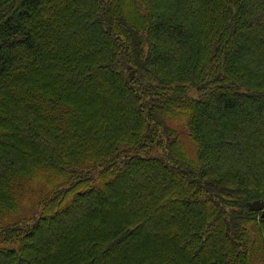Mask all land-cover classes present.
Returning <instances> with one entry per match:
<instances>
[{
  "label": "trees",
  "instance_id": "1",
  "mask_svg": "<svg viewBox=\"0 0 264 264\" xmlns=\"http://www.w3.org/2000/svg\"><path fill=\"white\" fill-rule=\"evenodd\" d=\"M264 0H0V264H264Z\"/></svg>",
  "mask_w": 264,
  "mask_h": 264
},
{
  "label": "water",
  "instance_id": "2",
  "mask_svg": "<svg viewBox=\"0 0 264 264\" xmlns=\"http://www.w3.org/2000/svg\"><path fill=\"white\" fill-rule=\"evenodd\" d=\"M249 209L252 212H257V211L264 212V199L263 200H255L253 202H250L249 203Z\"/></svg>",
  "mask_w": 264,
  "mask_h": 264
}]
</instances>
